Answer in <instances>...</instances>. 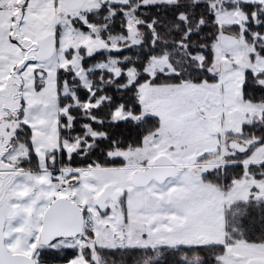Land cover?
<instances>
[{"label": "snow or ice", "instance_id": "snow-or-ice-1", "mask_svg": "<svg viewBox=\"0 0 264 264\" xmlns=\"http://www.w3.org/2000/svg\"><path fill=\"white\" fill-rule=\"evenodd\" d=\"M0 264H264V0H0Z\"/></svg>", "mask_w": 264, "mask_h": 264}]
</instances>
